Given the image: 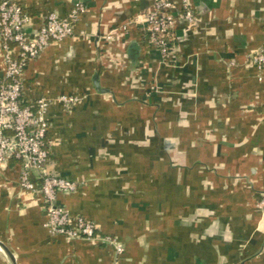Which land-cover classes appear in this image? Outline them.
Here are the masks:
<instances>
[{
	"label": "crops",
	"instance_id": "1",
	"mask_svg": "<svg viewBox=\"0 0 264 264\" xmlns=\"http://www.w3.org/2000/svg\"><path fill=\"white\" fill-rule=\"evenodd\" d=\"M34 35L84 10L23 72L25 104L48 107L50 171L78 182L59 203L104 240L52 236L22 163L0 164V241L16 264H264V0H193L163 60L136 17L152 0H10ZM111 34V39L106 36ZM5 67L0 41V80ZM0 264H14L0 245Z\"/></svg>",
	"mask_w": 264,
	"mask_h": 264
},
{
	"label": "built area",
	"instance_id": "2",
	"mask_svg": "<svg viewBox=\"0 0 264 264\" xmlns=\"http://www.w3.org/2000/svg\"><path fill=\"white\" fill-rule=\"evenodd\" d=\"M83 10V4L78 3L68 17L49 13L32 36L27 31L30 15L20 5L0 0V41L5 60L0 80V164L11 157L21 161L19 185L42 196L47 215L45 226L52 236L104 240L114 245L116 252L121 254L123 243L111 235L101 237L94 221L83 215H73L59 203L60 193L75 191L78 182L48 168V107L53 101L72 107L80 101V96L63 94L54 99L41 98L33 104H25L22 98L23 72L29 61L36 58L51 41L74 35L75 21ZM178 18L188 27L197 24L193 0H152L149 9L136 17L144 36L159 50L165 61L174 52L173 36ZM111 38V34L106 36L108 40ZM252 62L258 69L264 70V45L252 56ZM261 204H264V198Z\"/></svg>",
	"mask_w": 264,
	"mask_h": 264
},
{
	"label": "water",
	"instance_id": "3",
	"mask_svg": "<svg viewBox=\"0 0 264 264\" xmlns=\"http://www.w3.org/2000/svg\"><path fill=\"white\" fill-rule=\"evenodd\" d=\"M0 245L5 249V251L7 252V254L11 257L13 263L16 264V260H15V258L13 256V253L8 249V247L3 242H1V241H0Z\"/></svg>",
	"mask_w": 264,
	"mask_h": 264
}]
</instances>
